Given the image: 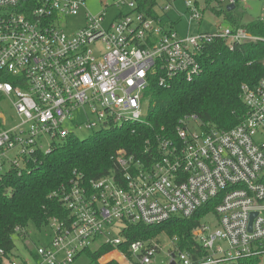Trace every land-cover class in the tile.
<instances>
[{
    "label": "built area",
    "instance_id": "2783aa9c",
    "mask_svg": "<svg viewBox=\"0 0 264 264\" xmlns=\"http://www.w3.org/2000/svg\"><path fill=\"white\" fill-rule=\"evenodd\" d=\"M215 1L217 11L236 4ZM137 3L121 0L130 12L105 24V7L93 16L85 0H0V102H8L13 111H0V175L10 169L20 173L34 163L37 150L48 152L53 141L76 136L66 129L74 111L87 107L93 116L84 125L74 124L78 130L100 132L132 123L146 116L141 110L150 104L146 92L152 76L158 88L175 78L190 82L202 71L198 56L213 42L231 49L264 42L246 28L220 25L211 33L179 36L160 18L137 10ZM184 6L189 21L202 18L196 4L184 0ZM80 16L79 27L68 31V19ZM258 22L264 26V14ZM240 92L247 111L230 130L184 118L173 138L158 139L155 150L145 149L143 160L119 148L114 154L119 174L82 184L75 180L63 193L70 225L52 219L41 229L51 240L34 249L37 264H73L76 255L101 239L116 250L122 241L112 236L113 227H153L191 218L202 208L209 211L191 232L196 246L182 251L178 238L168 237L167 264H238L251 258L261 264L264 77L253 87L243 84ZM14 228L29 246L27 229ZM160 250L153 238L137 240L129 252L137 264H152ZM11 252L0 246V264H28L14 261Z\"/></svg>",
    "mask_w": 264,
    "mask_h": 264
},
{
    "label": "trees",
    "instance_id": "16d2710c",
    "mask_svg": "<svg viewBox=\"0 0 264 264\" xmlns=\"http://www.w3.org/2000/svg\"><path fill=\"white\" fill-rule=\"evenodd\" d=\"M155 6L156 0H138L137 10L158 19ZM234 8L223 13L231 27L246 28L252 34L264 37V26L258 19L243 22V13L236 11L237 5ZM198 60L202 71L193 81L175 78L169 86L158 88L155 76L151 77L152 84L146 92L151 94V100L144 118L94 132L83 140L76 136L55 140L49 145L48 152L37 150L33 154L34 163L29 162L20 173L10 169L0 175V246L6 252L14 249L16 226L26 230L31 225L39 232L52 219L62 222L65 227L70 225L72 216L63 205V193L75 180L82 184L119 174L114 160L119 148L134 159L143 160L146 148L155 150L158 139L173 138L179 123L188 117L196 118L209 128L224 131L238 125L247 111L241 99V86L253 87L264 77V42L235 45L231 49L215 41L202 51ZM207 211L209 208H202L191 218H173L153 227L124 224L116 232L122 241L116 250L137 264L129 252L130 245L162 233L167 237L176 236L180 250L193 249L196 244L191 239V232ZM99 250L100 247L96 251L87 250L95 264H99L97 260L113 248L106 246ZM31 254L35 259L34 252ZM116 258L123 261V258ZM258 262V258H251L238 264ZM106 264L118 263L111 260Z\"/></svg>",
    "mask_w": 264,
    "mask_h": 264
},
{
    "label": "rangeland",
    "instance_id": "374dc122",
    "mask_svg": "<svg viewBox=\"0 0 264 264\" xmlns=\"http://www.w3.org/2000/svg\"><path fill=\"white\" fill-rule=\"evenodd\" d=\"M127 3L133 0H125ZM191 3H197V7L199 10H203V22L198 27L196 23H191L188 25V12L186 11V8L184 6V0H175L174 2H171L170 0H156V6L155 11L159 14V16L162 17V21L164 22V26L169 29L170 24L173 25V29L180 35L186 36L188 34H194L197 30H200L202 32H212L215 30V27L213 25L218 23H223L221 17L214 15L211 13L209 8L211 7H218L219 5L216 3L215 0H211L210 3L206 6L205 0H189ZM240 2V6L238 8L240 9H246L249 16L255 18H259L260 15L264 14V5L263 2H259L257 0H238ZM170 4L171 7L168 11H161L165 5ZM118 5V6H116ZM105 7V24H109L113 22L115 19H117L119 16H125L128 15L130 12L129 9H127L126 6L121 4V0H85V10L90 13L93 16H98ZM220 7L225 8V5H221ZM241 7V8H240ZM205 12V13H204ZM82 20V16L78 17L77 19H68V31L75 30L76 27L78 28ZM208 23V24H207ZM175 24V25H174ZM75 28V29H74ZM151 100V94H148L147 97V103H149ZM0 111H5L6 115H12L13 111L11 110V107L8 102H0ZM143 112V115H147V104L143 106V109L141 110ZM74 118L73 122L66 125V129H70L76 137L79 140L85 139V137L90 136L94 134V131L92 129H84L81 128V130H78L74 127V124L78 125H84L87 121H93V116L91 115V112H89L87 107H84V109H78L73 112ZM42 145L44 148H47V142L43 141ZM16 152H12V154H15ZM11 155V153H10ZM208 220H213L212 216H209L207 218ZM206 219V220H207ZM120 229V227L116 226L112 228V236L116 235V232ZM27 241L30 243L29 246L24 244L22 241V238L18 235H14L13 237V245H15L14 249L11 252V255L14 259V261L18 263H24L28 262V264H37V261L34 260L31 252H34V249L37 248L40 244H43L44 246L49 245V242L51 240L49 232L47 229L37 231L35 228H33L31 225L28 226L27 229ZM157 240H159L161 250L154 256V260L152 264H167L168 256H166L167 252L170 251V248L172 247L171 240L164 234H159L156 237ZM98 243V245L92 247V251H96L99 247L102 251L105 249V247H101ZM97 251V252H99ZM108 255H111L109 258H112V260H115L118 264L127 263V259L123 260L122 262H119L116 257L122 258L121 254L116 251L115 249L111 250L110 252L105 253V255L101 256L97 263L101 264L103 261H105V257ZM102 261V262H101ZM73 264H95L90 256L87 253H81L79 254ZM128 264V263H127ZM261 264H264V259Z\"/></svg>",
    "mask_w": 264,
    "mask_h": 264
},
{
    "label": "crops",
    "instance_id": "0c3cea01",
    "mask_svg": "<svg viewBox=\"0 0 264 264\" xmlns=\"http://www.w3.org/2000/svg\"><path fill=\"white\" fill-rule=\"evenodd\" d=\"M210 1L211 0H205V5L207 6L209 3H210ZM257 1H259V2H263L262 0H257ZM194 4H196V6H197V3L195 2ZM235 5H237L238 6V8H239V6H240V2L238 1V0H236V4ZM235 5L233 6V8L232 9H230V10H233V9H235L234 7H235ZM264 5V4H263ZM225 6H227V5H225ZM238 8H236V11H239L238 10ZM241 8V7H240ZM155 10V9H154ZM209 10L211 11V13H213L214 15H217V16H219V17H221V19H222V22L223 23H218V24H215V25H213V27H215L216 28V26H218V25H220V26H226V27H228V26H230L231 27V25L229 24V22H227L226 20H225V18H224V15H223V13H224V10L226 11V7L225 8H223V7H220V9L217 11V10H214L212 7L211 8H209ZM230 10H228V11H230ZM241 11H239V12H242L243 13V19H242V21L244 22H249V21H253V20H256V19H258V18H253V17H250L249 16V14H248V12H247V10L246 9H243V8H241L240 9ZM203 10H201V12H202ZM227 11V12H228ZM155 13H156V11H155ZM205 13V12H204ZM158 16H159V14L158 13H156ZM162 17L163 16H159V18L161 19V20H163L162 19ZM163 22V21H162ZM202 22H203V12H202V18L200 19V20H197L196 22L195 21H189V15H188V25L189 24H191V23H196L197 24V26L199 27L201 24H202ZM163 24H164V22H163ZM208 24V23H207ZM175 25V24H174ZM170 29H172V30H174L173 29V25H171L170 24ZM175 31V30H174ZM197 32H202V31H200V30H197L194 34H196ZM206 33H211V32H206ZM178 34V33H177ZM179 35V34H178ZM188 35H193V34H188ZM180 36H183V35H180ZM112 260V258H109V259H105V261H101L102 263L101 264H106L107 262H109V261H111Z\"/></svg>",
    "mask_w": 264,
    "mask_h": 264
},
{
    "label": "bare ground",
    "instance_id": "6f19581e",
    "mask_svg": "<svg viewBox=\"0 0 264 264\" xmlns=\"http://www.w3.org/2000/svg\"><path fill=\"white\" fill-rule=\"evenodd\" d=\"M101 240H102V239H101ZM101 240L96 241V243H94L93 245H91L88 249L92 250V247L98 245V243H99L100 245H102V241H101ZM123 260H124V259H123ZM126 264H127V263H126Z\"/></svg>",
    "mask_w": 264,
    "mask_h": 264
},
{
    "label": "water",
    "instance_id": "95a60500",
    "mask_svg": "<svg viewBox=\"0 0 264 264\" xmlns=\"http://www.w3.org/2000/svg\"><path fill=\"white\" fill-rule=\"evenodd\" d=\"M232 8H233V5L229 4L228 6H226V11H228V10H230ZM253 216H254V214L251 215V217H253ZM171 264H174V263L172 262Z\"/></svg>",
    "mask_w": 264,
    "mask_h": 264
}]
</instances>
